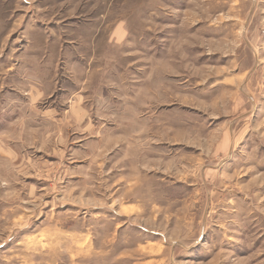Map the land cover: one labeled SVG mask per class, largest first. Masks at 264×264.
<instances>
[{
  "label": "rangeland",
  "instance_id": "obj_1",
  "mask_svg": "<svg viewBox=\"0 0 264 264\" xmlns=\"http://www.w3.org/2000/svg\"><path fill=\"white\" fill-rule=\"evenodd\" d=\"M0 264H264V0H0Z\"/></svg>",
  "mask_w": 264,
  "mask_h": 264
}]
</instances>
